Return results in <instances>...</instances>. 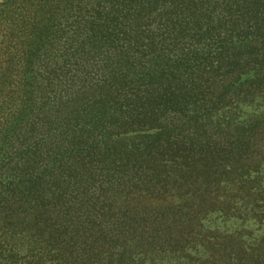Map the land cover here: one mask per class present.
Returning a JSON list of instances; mask_svg holds the SVG:
<instances>
[{
	"label": "trees",
	"instance_id": "1",
	"mask_svg": "<svg viewBox=\"0 0 264 264\" xmlns=\"http://www.w3.org/2000/svg\"><path fill=\"white\" fill-rule=\"evenodd\" d=\"M28 2L1 0L0 19ZM78 4L74 27L62 19L71 67L60 62L44 83L59 87L55 105L27 117L42 112V162L17 177L23 162L7 161L0 133V212L63 262L103 253L105 264H264V200L249 201L264 193L263 168L249 167L261 125L230 112L264 87V0ZM21 41L35 50L39 39ZM11 103L0 111L12 114Z\"/></svg>",
	"mask_w": 264,
	"mask_h": 264
},
{
	"label": "rangeland",
	"instance_id": "2",
	"mask_svg": "<svg viewBox=\"0 0 264 264\" xmlns=\"http://www.w3.org/2000/svg\"><path fill=\"white\" fill-rule=\"evenodd\" d=\"M28 1H30L28 2V5L22 3V5L18 4V6L14 7V9H17L19 12V15H16V19H13L12 16L10 20L11 15L9 13L6 20L0 19V21L2 20V23H0V103L2 106L4 102H6V104L13 102L11 105L13 107L15 106L12 114H5V106L0 111V128H4L0 133L4 132L8 134L9 146H6L4 151L5 155L8 153V156H6L8 157L7 161L10 164L15 163L18 160L19 162H23L18 164V166L22 168L19 171H16L17 177H24L26 173H31V168H28L27 165H29L34 159L42 162V152L40 149L42 143V112L38 114V117L33 119L32 122H30L27 117L31 116L32 113L41 110L42 107H52L55 105L52 103L54 102V96L57 95L56 92L59 87L47 86V88H45L44 83L48 84L52 81L51 77L54 76L57 65L60 62L65 61L66 66H68V68L71 67L70 60H66L62 57H65V55H63L65 45H68L67 40L69 38L66 39V37L70 35L73 29L66 33L61 32V29L63 28L62 19L63 22L67 24L66 27H68V25L74 27L77 11L80 8V4H78L79 0ZM108 1L101 0V2H104L105 4ZM46 2H48V5H45ZM44 11L48 13V26L47 30L42 33L43 24L46 23V20L43 18ZM53 11H58L59 18L53 16ZM52 19L56 23H58L57 20L60 19V28L58 31L56 30L54 23H50ZM7 21H9V26H7ZM37 31L45 34V37L42 39ZM23 37H25V39L29 38L30 40L37 37L39 41L36 45V49H31L32 45L28 46L29 44L27 42L23 43L21 41ZM46 48L50 51L46 52ZM43 49L44 51L42 52ZM263 88L264 87L254 90L252 96H244L242 98L243 103L240 104V106L232 107H238V109L230 110L232 115H234L232 117L236 116L242 119V117L245 116V118H247L245 123L249 121H251V123L258 121L261 125L259 146L262 149V155L261 157L256 158L259 163L258 166L249 163V167H256L257 170L263 168L258 171L259 174L257 176L262 185H264V163L261 164L259 161H264ZM28 91H30V93H28ZM45 93L50 97L45 99ZM51 99L52 101H50ZM42 103H47L48 105L42 106ZM39 106H41L40 109L38 108ZM8 117L9 120L4 123ZM11 124H15L14 130L8 129L12 126ZM9 138L14 139L15 141L12 142ZM259 146L257 145V147ZM19 148H22L25 151L27 150L29 153L24 152L21 160L20 156L15 155ZM34 150L36 151V154H34ZM254 163H256V161ZM130 165L131 163H128V167H130ZM133 171L135 170L133 169ZM129 179L136 182L140 177H138V175L130 176ZM256 183L258 182L255 180L251 185L258 187V184ZM139 188L140 186H135L134 188L131 187V190L137 193L136 197H139L140 191L143 190L142 188ZM229 191L232 192L231 189H229ZM251 194L255 197L249 199V201H256L258 203V201H260L259 199L262 198L264 200V193H261L262 195L258 196L256 193ZM126 197H128V195H126ZM120 198L123 199L122 196H120ZM261 208H264V204L260 209ZM131 210L132 207H129L126 209V212L133 213ZM12 213L16 212L13 210ZM132 215L135 216L134 213ZM2 216L4 215L0 212V256L9 254V264H105L103 261V253L100 254L97 262L90 263L84 260V258L74 259L72 261L67 258L66 261L68 262H63L65 257L63 258L61 255H57V257L50 256L51 252L49 250H46V254L43 255L42 250H44V248L42 249V238L38 236L39 233L37 234V232H35L32 235L26 225L24 226L20 223H16V215L12 217V214L9 213L6 217ZM235 220L236 219L232 220V218H228L222 225L230 228L234 227L235 224L233 222H235ZM246 222L250 223L249 221ZM143 264L154 263L152 261L148 262L147 260H144Z\"/></svg>",
	"mask_w": 264,
	"mask_h": 264
}]
</instances>
